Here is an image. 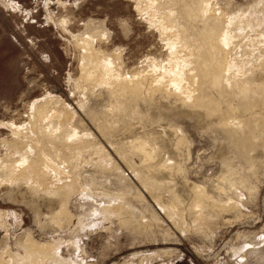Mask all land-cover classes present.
Segmentation results:
<instances>
[{"label": "rangeland", "instance_id": "374dc122", "mask_svg": "<svg viewBox=\"0 0 264 264\" xmlns=\"http://www.w3.org/2000/svg\"><path fill=\"white\" fill-rule=\"evenodd\" d=\"M201 1L160 0L154 20L142 9L143 0H0V158L20 159L30 146L34 159L41 135L45 146L54 142L55 155L67 158L70 149L84 145L105 153L98 157L89 150L87 163L72 165L66 195L2 176L1 264L23 263L31 241L52 244L72 264H264V65L257 63L264 47L241 83L229 87L227 75L215 67L225 57L223 24L206 14ZM257 1L214 3L220 13L243 11L264 20V1ZM165 12L172 13V30L178 31L171 35L180 33L191 49L183 64L199 77L195 96L156 86L149 93L117 87L111 94L82 78V67L93 71L97 61L112 63L124 75L143 72L144 83L159 78L171 57L172 37L163 35L157 20ZM263 25L245 35L261 34L264 45ZM76 38L87 39L97 57ZM155 66L159 71L152 72ZM66 106L75 117L62 120L61 129L71 133L75 127L78 135L50 142L34 127L35 112L67 116ZM12 124L23 131L13 132ZM135 139L145 141L153 155L133 150ZM107 154L114 165H104ZM199 187L210 197L202 207L205 222L196 223ZM229 196L238 206H213ZM116 197L127 205L121 220L94 212ZM168 204L181 207L184 220L170 215Z\"/></svg>", "mask_w": 264, "mask_h": 264}, {"label": "bare ground", "instance_id": "6f19581e", "mask_svg": "<svg viewBox=\"0 0 264 264\" xmlns=\"http://www.w3.org/2000/svg\"><path fill=\"white\" fill-rule=\"evenodd\" d=\"M143 2H144L145 7H143L142 9H145L146 12L150 11L152 14V15L150 14V16H154L152 19L156 18L155 16L157 15V13L159 11H161V10H159L160 4H161L160 0H143ZM201 3L203 6V10L205 9V11H207L206 14L217 15L218 21H216V22L217 23L222 22V24H223L221 31H219V30L218 31L221 34L220 35L221 38H219V42L221 40L223 42V45H224L223 51L225 52V55H224L225 57H224V61H222L223 62L222 65L221 64L218 65L219 63H217V65L215 67L218 66L219 71H222L223 74L227 75L226 83L228 84L229 87H232V85L234 83L237 84V86H238L241 83L243 77H245L244 75H246L245 72H246L247 67L248 66L252 67L255 65L254 63L256 61L254 62L255 58L253 56L257 52H259L258 50H261L264 47V45L262 44L263 40L261 39V34H257L253 37H250V36H246L245 33L250 31L251 29L260 28L264 23V20L262 19L263 17H260L261 16L260 15L259 16L260 18H258V17L256 18L253 16V14L251 16H249V14H248L249 12L247 10L246 11L248 13H245L243 11H240L238 13L236 12L237 14L236 13L229 14V13H227V11H223L222 13H220L218 11V8H217L218 4L216 6L214 3V0H202ZM253 4H254L253 5V7H254L255 3H253ZM250 6L251 5H249V7ZM241 9H242V7H241ZM258 9H260V8H258ZM204 14H205V12H204ZM263 14H264V12H263ZM171 15H172V13L165 12L164 16L161 17V20H159L160 17H158L159 19L157 18L158 23L161 24V26L159 24L158 25L161 27V29H162L161 31L163 32V35L165 33V34H167L168 37H172V38L167 39V42H168L167 44L169 46H171V57L167 61L168 65L165 66L164 69L162 68L163 71H161L159 78L156 79L155 77H152L151 79L149 78L150 80H146L144 83L143 80L146 79V77H148V76H146L145 73L138 72L132 76L131 75H124L122 72L118 71V69H117L118 67L115 68V66L112 63L106 62L104 60H103L104 62L97 61L96 67L94 68L95 70L92 69L93 71L88 70L86 65H84L82 67V75H81L82 78L85 79V81L89 82L92 86L96 85V84H98V85L100 84V86L102 85V87L103 86L106 87L111 94H114V92H117L116 91L117 87L122 88V90H126L127 87H130L134 92L142 91L144 89L149 88V89H147V93H149L148 90L151 92V90L156 86L155 90L157 88L163 89V87H165V90L167 92H169L170 94L174 92L173 94L177 93L179 95H182L184 92H191L192 95L195 96V91L200 88L199 77L195 73L194 67L189 68L188 65L183 64V61H184L183 56L186 57L187 56L186 51L189 52L191 49H190L189 45L187 44V42L181 37L180 33H179V35H177V37H173L171 35V32L174 31V30H172L174 23L171 22V18H170ZM257 15H255V16H257ZM154 20H156V19H154ZM201 21H202V19H201ZM155 22H157V21H155ZM213 22H214V20H213ZM173 29H177V28H173ZM175 31H177V30H175ZM216 33H217V31H216ZM86 35L88 37V34H86ZM105 35H106V33H105ZM84 37H86V36H84ZM174 40H177V41L179 40L180 44L179 43L173 44ZM76 41H78L80 43V45L84 46L85 47L84 49H87L89 52H91V55L97 57V53L91 48L87 39L76 38ZM213 41H214V39H213ZM219 42L217 44H219ZM225 45H227V46H225ZM179 46H183V47L181 49H178ZM216 46H215V48H216ZM208 53H209V51H208ZM199 55H200V53H199ZM200 57H202V55ZM222 58H223V54H222ZM112 60H113V58H112ZM191 63L193 64V62H191ZM257 63L259 64L258 66L262 67L264 65V56H260L259 62H257ZM257 63H256V65H257ZM194 64H193V66H194ZM153 70L154 71H152V72L159 71V67L155 66L153 68ZM147 74H149V73H147ZM219 78H220V76H219ZM244 80H245V78H244ZM218 83H219V79H218ZM204 85H205V83H204ZM215 85H217V84H215ZM247 86H249V85H247ZM177 89H179V91H177ZM113 97H114V95H113ZM184 97L187 99L186 96H184ZM197 97H199V96H197ZM185 98H183V99H185ZM193 99H191V100H193ZM118 101H120V100H118ZM42 108H44V107H42ZM65 110H66L67 116H65L64 112H62V111L52 110V109H45V110L36 111L35 112V116H36L35 120H32V121H37L39 125L38 124L34 125V127H36L37 130L40 129L41 132L44 134L45 138L48 137L46 139H49L50 142L54 141L53 139H59L60 142L66 138L72 139L73 137L78 135L79 130L77 128L71 126L72 132L71 133L70 132L65 133V131H63L61 129L62 127L60 125V122L62 120L64 121L65 118L66 119L67 118L73 119L75 117V112L71 108H68L67 106H66ZM11 128L13 129V132L23 131V127L21 125L18 126V125L12 124ZM69 131H70V129H69ZM27 133H29L28 130H27ZM35 133H38V131H36ZM32 134L33 133L31 131V135ZM31 135H29V136L32 138ZM88 135H89V133H85L84 137L87 138ZM21 136H22V134H21ZM29 136L27 138H29ZM33 137H34V135H33ZM40 137L42 138V140ZM40 137L37 138V142H38V139H39V142L36 144V151L33 150V151H35L34 155L37 156L34 159L29 158L30 157L29 152L31 151L30 146H25L24 149H22L23 147L21 148L22 150H21V158L20 159L11 160L8 158H0V179L1 180H3V178L4 179L7 178L9 180L21 179L23 182L29 183L30 185H32L33 187H35L37 189H47V190L52 191L54 194H58V193L62 192L64 195H66L68 193L67 188H69L71 185L70 180L68 178V173H70V170H71L70 168L72 167L73 164L77 168L81 164L87 163L90 160L89 158H92V156H91L92 151L91 150H93L92 149L93 146H91V148H89L88 145H84L82 147L70 149L69 156L66 158V156L63 157L62 155H60L58 153L55 155L54 154L55 152L54 153L51 152L50 149H52L54 147V145H55L54 142H52L53 144H51L49 142L50 144L47 147L44 145L45 143L43 144V135H41ZM84 137H83V139H84ZM27 140H29V139H27ZM69 142L71 145L74 143L72 140ZM69 142H67V143L69 144ZM83 143H85V142H83ZM34 145H35V143H34ZM55 147H56V145H55ZM131 148H133V150L135 149V151H137V152L139 151V152L143 153L147 157H151L153 155L152 154L153 150H148L146 147V142L143 140H140V139L133 140ZM54 149H52V150H54ZM89 150L91 151L90 156H88L86 154ZM59 151L60 152L62 151L61 146H60V150H58V152ZM31 153H32V151H31ZM52 154H54V155H52ZM92 154H96V155H98V157H102L105 155L104 151L101 152L98 149H96V151H93ZM106 156H107L108 161L106 164H104V163L103 164L107 166V165L112 164L113 162H112V160L110 158L111 156L109 154H107ZM32 157H34V156H32ZM56 159H58V160L56 161ZM103 162H105V161H103ZM114 163H113V165H114ZM104 165H103V167H104ZM46 172H50V173L46 174ZM2 176H3V178H2ZM71 188H73V187H71ZM234 193H235V191H234ZM69 194H70V192H69ZM196 194H197L196 195L197 200H195L194 207H193V209L195 211V220H196V223L205 222V220H204L205 214H204V211L202 210V207H203L204 202L207 199H209L210 196L207 194V192H205L200 187L197 188ZM141 195L142 194L138 193V196H141ZM240 195H241V193H239V196ZM236 196H237V194H236ZM207 205H209V204H207ZM234 205L238 206V203L232 197L229 196L226 201H223L220 199L219 201L214 203L213 206L219 207V209H221V210H227L228 208L230 209V206H234ZM61 207H63V206H61ZM125 209H127V205L125 203L124 198L116 197V198H110V199L106 200L105 202H102L100 204V206H98L94 209V212H97V214L99 212L103 213L105 216L106 215H111V216L115 215V216H117V218H119L121 220L123 218V214L125 213L124 212ZM164 209L170 215H176V216L180 215L179 218L182 216L181 221L184 220L183 219L184 218L183 217L184 211L181 207H180V209H182V211H180V209L178 208V206L176 204H171V205L168 204L167 206L164 205ZM62 211L66 212V207L62 208L61 212ZM179 223H181V222H179ZM28 241H29V239H28ZM26 243H29V242L26 241ZM26 247H27V251H25V254L27 252V255L26 256H25V254L23 255L25 257H23V263H21V264H46L47 262H48V264H72V262L70 260L62 258L60 255H58V253H56L57 251H55V248L52 244H49V243L38 244L35 241L34 242L31 241L29 243V247L28 246H26ZM132 264H134V263H132Z\"/></svg>", "mask_w": 264, "mask_h": 264}, {"label": "snow or ice", "instance_id": "6c2138e0", "mask_svg": "<svg viewBox=\"0 0 264 264\" xmlns=\"http://www.w3.org/2000/svg\"><path fill=\"white\" fill-rule=\"evenodd\" d=\"M225 46H227V45H225ZM177 91H179V89H177ZM241 199H244V197H241ZM241 207H243V205H241ZM241 251H242V249H241Z\"/></svg>", "mask_w": 264, "mask_h": 264}]
</instances>
